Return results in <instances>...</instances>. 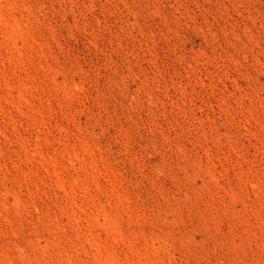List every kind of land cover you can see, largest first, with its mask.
Returning a JSON list of instances; mask_svg holds the SVG:
<instances>
[{"label":"rangeland","instance_id":"obj_1","mask_svg":"<svg viewBox=\"0 0 264 264\" xmlns=\"http://www.w3.org/2000/svg\"><path fill=\"white\" fill-rule=\"evenodd\" d=\"M0 264H264V0H0Z\"/></svg>","mask_w":264,"mask_h":264}]
</instances>
